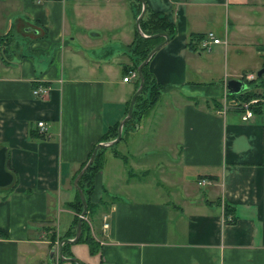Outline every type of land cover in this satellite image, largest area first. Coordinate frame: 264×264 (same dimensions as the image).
I'll return each mask as SVG.
<instances>
[{
    "label": "crops",
    "instance_id": "obj_1",
    "mask_svg": "<svg viewBox=\"0 0 264 264\" xmlns=\"http://www.w3.org/2000/svg\"><path fill=\"white\" fill-rule=\"evenodd\" d=\"M35 1L0 0V149L13 177L0 188V264H55L49 234L71 227L74 179L127 116L139 86L123 81L135 61L139 1ZM143 1L176 29L148 63L165 90L146 112L135 109L92 176L98 253L87 248L80 258L77 242L63 256L81 264H264V98L243 122L225 91L230 80L247 87L245 77L264 68V0ZM208 33L222 43L203 46ZM34 84L48 95L34 97Z\"/></svg>",
    "mask_w": 264,
    "mask_h": 264
},
{
    "label": "trees",
    "instance_id": "obj_2",
    "mask_svg": "<svg viewBox=\"0 0 264 264\" xmlns=\"http://www.w3.org/2000/svg\"><path fill=\"white\" fill-rule=\"evenodd\" d=\"M140 11L141 10H139V12ZM140 28L145 35L151 36V35H155V34H166V35H168L169 40H172L175 37V33H176V29H175L174 24L168 20L166 15L161 14V13H157V12H153V11L149 10L148 8H146L145 15L142 18V20L140 21ZM161 42H163V39H161V38L143 39L137 34L136 35V43H134L135 45L133 46V51L135 53V56H134L135 61L133 63V70H131L130 72H136L137 66L141 62H143L145 60V58L147 57V55L149 54V52L153 48H155L157 45H159ZM130 72L127 71V74H129ZM136 74H137V72H136ZM142 75L144 78V89H143L142 93L135 100L134 109H133V116L135 115V111H136L135 109L139 106H141L140 113H143V112H146L147 110H149L154 104H156L160 95L165 90L164 86L157 84L152 79V77L148 71V65H146L142 69ZM262 79H264V78L263 77H260V78L256 77L254 80L246 82L248 85H250V86L252 85V88L250 90H246L243 93H240L238 95H232V96L229 95V97L235 98L239 103L242 101H248V100H251L254 98H257V99L264 98V93H263L264 89L262 91V94L257 93L256 92L257 90H255L258 88L257 85H255L256 84L255 82H258V80H262ZM136 80L138 83L139 82L138 77H136ZM36 87H37V84H34L33 88H36ZM258 106H260V105H258ZM258 106L254 107V112L260 110V108ZM133 116H132V118H133ZM130 121L131 120H129V122ZM117 127H115L111 131L110 135L103 136L101 141H108V140L116 138ZM124 128H125V126H124ZM115 146H113V148L112 147L111 148H99L92 165L88 168V170L82 176V178L80 179V181L78 183L80 189L82 190V192L84 194L85 200L87 202L86 219L90 218L92 220V218L97 214V212H98L97 210L99 208V206L92 205L90 203V196H91L92 190H93L92 176L94 173H96L100 170L101 165H102V161H103L102 157H103L104 153L107 150L114 149ZM115 156H118V155H115ZM120 157H122V156H120ZM83 166L81 167V169L83 168ZM102 203H103V201H102ZM66 206L68 208H71L74 212H77V213H81L82 208H83L79 196H77V199L74 203H69ZM228 216L233 217V210H231V207L229 205L225 206V209H224V218L227 219ZM78 219H79V216L77 217V219H74L73 224H71V227H72V225L76 227ZM88 227L86 226L85 221L83 219L82 225H81V236H80L78 243H83V244L87 245V247L89 249V253L91 255H95L99 251V246H98L97 242H95L92 238L86 237L85 234H88V232H90V228H88ZM83 234H84V237H82ZM64 237H67V236H64ZM69 246L70 245H68V244H65L63 246V252L65 253V256H67V255L71 256V253L68 251ZM59 263H61V261Z\"/></svg>",
    "mask_w": 264,
    "mask_h": 264
},
{
    "label": "water",
    "instance_id": "obj_3",
    "mask_svg": "<svg viewBox=\"0 0 264 264\" xmlns=\"http://www.w3.org/2000/svg\"><path fill=\"white\" fill-rule=\"evenodd\" d=\"M137 1H139L141 3V11H140L139 15L137 16L136 22H135L138 35L143 39L161 38V39H163V42H161L159 45H157L155 48H153L149 52V54L147 55L145 60L137 66L136 72H137V77L139 78V86H138V89L136 90V92L133 94V96L130 99L127 116L118 125L116 138L113 141H107V142H102V143L98 144L94 148V150L92 151V154L90 155V158L87 161V163L83 166V168L80 170V172L77 174V176L74 179L73 186L77 191V194L80 198V201H81L83 208H82V212L79 216V219L77 221L75 237L73 239H63L59 243L58 256H59V260L62 262L65 261V262H70L73 264H81L75 258H64V256H63V246L65 244H75L79 241L80 236H81L82 220L85 218V216L87 214V202L85 200L84 194H83L82 190L80 189L78 183H79L80 179L82 178V176L86 173L88 168L92 165L99 148H110V147L115 146L116 144H118L121 141L124 125L126 124L127 121H129L132 118L135 100L142 93V91L144 89V78L142 75V69L146 65H148L149 61L154 56V54L169 41V37L166 34H155V35L148 36L142 32V30L140 28V21L142 20V18L145 15L146 6H145L143 0H137ZM263 76H264V68L260 69L256 73V77H258V78L263 77ZM225 89H226L225 91H226L227 95H237V94L242 93L245 89H247V87L242 81L230 80L227 82ZM12 179H13L12 175L10 173H8L5 169V149H0V188H5V187L9 186L12 183ZM51 254H54V252H52Z\"/></svg>",
    "mask_w": 264,
    "mask_h": 264
},
{
    "label": "rangeland",
    "instance_id": "obj_4",
    "mask_svg": "<svg viewBox=\"0 0 264 264\" xmlns=\"http://www.w3.org/2000/svg\"><path fill=\"white\" fill-rule=\"evenodd\" d=\"M264 51V50H263ZM261 59V61L264 63V56L262 57V58H260ZM230 62L231 63H233V62H235L237 59H234L232 56H230ZM253 61H254V59L252 58H246V59H241V61L240 62H242V63H244V64H246V66H252V67H254V63H253ZM259 71V69L258 70H255V71H253V74H254V77H256V73ZM216 74H218V73H216ZM220 75L221 76H223L222 75V73H220ZM256 84L255 85H257V89H255V90H257L256 92L257 93H260V94H262V91H263V89H264V79H262V80H258V82H255ZM252 88V85L250 86V85H247V90H250ZM264 93V92H263ZM168 96V94H164L163 95V97H167ZM255 99H257V98H255ZM222 100L224 101L223 103H222V105L224 104V103H229L228 101V98L226 97V95H225V93H224V90H222ZM230 101H233V100H230ZM227 105H229V104H227ZM228 108H229V106H228ZM125 134H126V131H123V134H122V139L125 137ZM115 139V138H114ZM114 139H111V140H108V141H113ZM122 139H121V141H122ZM104 142H107V141H104ZM116 147H117V145L114 147V149H111L112 151H115V149H116ZM111 148V147H110ZM113 148V147H112ZM80 214L81 213H77V212H75V217H74V219H77V217L78 216H80ZM60 217V226H59V228L60 229H63L64 228V225L66 224V222H67V220H68V215L66 214V213H63V214H61V216H59ZM74 219H73V221H74ZM57 220V219H56ZM73 221H72V224H73ZM84 221H85V224H86V226L88 227V228H90V232H88V234H85L86 235V237L88 238V237H90V238H92L95 242L97 241V238L95 237V235L96 234H94V233H97V231L96 230H94V231H92V229H91V222H92V220L91 219H86V216H85V218H84ZM58 224H59V222H58ZM75 225V224H74ZM49 227H51V226H49ZM52 231L54 230V226H53V228L51 229ZM55 231V230H54ZM75 231H76V227L75 226H73L72 225V227H70V229H69V231L65 234V235H58L56 232H53V234H49V236H50V238L51 239H53V242H55L54 243V246H53V248H54V250H55V254H54V260H55V264H59V262H58V245H59V243H60V241L61 240H63V238L64 239H72V238H74L75 237ZM96 231V232H95ZM90 233V234H89ZM64 236H67V237H64ZM82 237H84V234L82 235ZM51 242H52V240H51ZM79 244H83V243H79ZM85 245V244H84ZM80 245V246H78V248H77V251L81 254L80 256V258H83L84 257V253H86V251H87V245ZM69 248V247H68ZM69 250V249H68ZM37 253H38V251H37ZM37 256H38V254H37ZM68 256V255H67ZM32 258H36V255H33L32 256ZM85 263H86V261H84Z\"/></svg>",
    "mask_w": 264,
    "mask_h": 264
},
{
    "label": "built area",
    "instance_id": "obj_5",
    "mask_svg": "<svg viewBox=\"0 0 264 264\" xmlns=\"http://www.w3.org/2000/svg\"><path fill=\"white\" fill-rule=\"evenodd\" d=\"M43 0H36L35 2L37 4L41 3ZM222 43V41L219 39V38H216L215 35L213 33H208L207 34V37H206V41L203 43V46H208L209 44H213V45H217V44H220ZM137 77V74L136 72H130L127 76H125L123 78V81L124 82H128L131 78H134L136 79ZM253 80V77L252 75H249V76H246L245 77V81H251ZM34 97H37V98H44L48 95L49 93V89L47 87H44V86H37L35 89H33L32 91ZM261 102V100L259 99H251V100H248V101H242L239 103V105L237 106V109L238 111L240 112V115H241V120L243 122H247L248 120H250L251 118H253L254 116V107L259 104ZM223 112H225L227 109H228V105L226 103H224L223 105ZM37 129H38V134L39 135H44L46 134V127H45V124L44 122L40 121L37 123ZM210 182L208 180H205V179H201L198 181V185L199 186H206V185H209ZM108 220V216L105 215L103 217V226L104 228H107L108 225L105 223L106 221Z\"/></svg>",
    "mask_w": 264,
    "mask_h": 264
}]
</instances>
